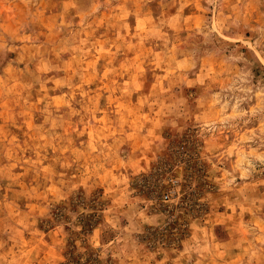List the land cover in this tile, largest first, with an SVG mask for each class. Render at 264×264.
I'll return each instance as SVG.
<instances>
[{
  "label": "rangeland",
  "instance_id": "rangeland-1",
  "mask_svg": "<svg viewBox=\"0 0 264 264\" xmlns=\"http://www.w3.org/2000/svg\"><path fill=\"white\" fill-rule=\"evenodd\" d=\"M0 264H264V0H0Z\"/></svg>",
  "mask_w": 264,
  "mask_h": 264
},
{
  "label": "built area",
  "instance_id": "built-area-1",
  "mask_svg": "<svg viewBox=\"0 0 264 264\" xmlns=\"http://www.w3.org/2000/svg\"><path fill=\"white\" fill-rule=\"evenodd\" d=\"M162 197H163V199H166L167 198V194H164Z\"/></svg>",
  "mask_w": 264,
  "mask_h": 264
}]
</instances>
